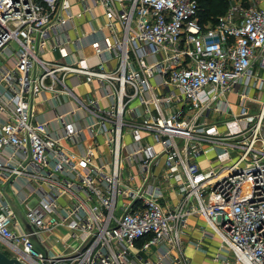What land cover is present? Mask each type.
Listing matches in <instances>:
<instances>
[{
	"label": "built area",
	"instance_id": "built-area-1",
	"mask_svg": "<svg viewBox=\"0 0 264 264\" xmlns=\"http://www.w3.org/2000/svg\"><path fill=\"white\" fill-rule=\"evenodd\" d=\"M80 1L98 25L69 60L71 0H0V180L32 229L0 202L1 246L23 264H190L199 218L216 262L264 264V0H224L214 24L197 0Z\"/></svg>",
	"mask_w": 264,
	"mask_h": 264
},
{
	"label": "crops",
	"instance_id": "crops-1",
	"mask_svg": "<svg viewBox=\"0 0 264 264\" xmlns=\"http://www.w3.org/2000/svg\"><path fill=\"white\" fill-rule=\"evenodd\" d=\"M71 4L73 10L72 12L74 15H76V17L73 19V21H71V25L63 32V34L59 36V40L65 41L69 53L72 55L71 58L70 57L68 58L69 60L72 59L73 54L78 55L75 41L77 39H80V41L82 40L84 43H88L93 36L91 35L93 28H95L98 25L97 22L92 21L91 19L92 17L88 13H84L83 3L80 0H71ZM96 12L99 11L97 10ZM97 15L101 16L100 14ZM82 52H83L82 54L86 56L92 54V50L87 46L82 50ZM43 57L45 60L49 62L58 61L60 59V56L56 51H49L45 53ZM110 66H114L113 63H110ZM38 101L39 102L38 105L36 106V113L38 115L39 120L43 121L47 119H53L55 110H59V108L58 107L53 108V105H51V103H44V107H43L40 105V103H42V99H39ZM211 120L219 121L220 118L218 115L212 114ZM4 187H6V185L2 183V180H0V189L2 191L5 189V193H7L9 189ZM8 195L11 197L9 193ZM173 197H175L174 194H172V198ZM6 200L7 198H5V196L0 195V202H5ZM13 202L17 207V210L18 211L21 210V208L18 207L17 203L15 201ZM54 234L57 235V232H55ZM54 234L45 236V241L50 247V250L56 251V253L65 252V249H63L61 245L60 247L56 245L57 243L53 239ZM214 239L215 237L212 236L210 231L205 229V222L202 219L199 218L190 219L186 226L185 234L183 236V247L187 261H189L190 264H222L221 262H216L214 260L215 257L212 255L213 253L212 251H214V247H215ZM51 240L52 242H50ZM200 241H202V246H203L202 248L197 247V244ZM221 256L224 257L226 255H221ZM153 258L154 259L152 260L155 261V257ZM175 264H181V263L177 262ZM233 264H240V263H233Z\"/></svg>",
	"mask_w": 264,
	"mask_h": 264
},
{
	"label": "trees",
	"instance_id": "trees-1",
	"mask_svg": "<svg viewBox=\"0 0 264 264\" xmlns=\"http://www.w3.org/2000/svg\"><path fill=\"white\" fill-rule=\"evenodd\" d=\"M200 6L201 19L205 24H214L224 15L228 4L224 0H197Z\"/></svg>",
	"mask_w": 264,
	"mask_h": 264
},
{
	"label": "water",
	"instance_id": "water-1",
	"mask_svg": "<svg viewBox=\"0 0 264 264\" xmlns=\"http://www.w3.org/2000/svg\"><path fill=\"white\" fill-rule=\"evenodd\" d=\"M5 197L7 198V201L10 203V205L17 211L20 219L25 224L27 230L29 232H32L31 226L26 222V219L23 216V214L17 210V207L15 206L12 198L8 195V193L5 194ZM30 242L32 244L33 250L36 253L42 254L43 258L48 257V253H47L46 248L44 247V245L41 243V241L36 236H32L30 238ZM0 264H23V263H21L20 261H18L15 258L8 256L7 254H5L3 251L0 250Z\"/></svg>",
	"mask_w": 264,
	"mask_h": 264
},
{
	"label": "rangeland",
	"instance_id": "rangeland-1",
	"mask_svg": "<svg viewBox=\"0 0 264 264\" xmlns=\"http://www.w3.org/2000/svg\"><path fill=\"white\" fill-rule=\"evenodd\" d=\"M208 158V159H210V158H213V157H215V151H212L211 153H209L207 156L205 155V158ZM25 212V210L23 209V213ZM61 233H57V235L55 236V237H60V235L62 234V238H63V236H64V232L61 230L60 231ZM215 242H214V244H215V247H214V251H212L213 253H212V255L214 256V257H216V254L218 253V249H220L219 247H220V242H219V239L217 238V237H215ZM54 241V240H53ZM50 242H52V240L50 241ZM70 242H72V240H69V242L67 243V244H69ZM2 244L0 243V250L1 251H3L5 254H7L8 256H12V254H11V252H10V250L7 248V247H4V246H1ZM57 246H59L60 247V244H56Z\"/></svg>",
	"mask_w": 264,
	"mask_h": 264
}]
</instances>
